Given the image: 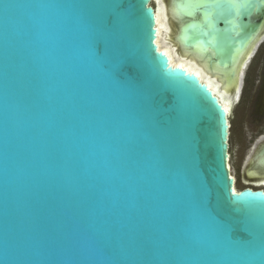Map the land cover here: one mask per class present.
Returning a JSON list of instances; mask_svg holds the SVG:
<instances>
[{
	"label": "water",
	"instance_id": "obj_1",
	"mask_svg": "<svg viewBox=\"0 0 264 264\" xmlns=\"http://www.w3.org/2000/svg\"><path fill=\"white\" fill-rule=\"evenodd\" d=\"M173 2L186 19L178 27L183 46L222 69H232L264 23V9L236 13L225 5L213 12L197 0ZM79 3L92 5L91 15L122 5L124 23L109 42L122 57L108 64L94 58L79 10L66 7ZM115 77L147 85L158 127L190 132L199 177L179 147L165 152L163 173L151 162L120 170L116 150L130 130L142 123L143 151L152 128L143 100ZM229 163V116L206 84L169 63L151 0H0V264L103 259L81 247L87 238L111 247L112 259L129 245L133 259L136 232L158 241L156 259L264 264V186L234 193ZM200 180L236 238L254 226L251 254L225 244L210 219L191 215ZM239 208L251 209V218Z\"/></svg>",
	"mask_w": 264,
	"mask_h": 264
},
{
	"label": "snow or ice",
	"instance_id": "obj_2",
	"mask_svg": "<svg viewBox=\"0 0 264 264\" xmlns=\"http://www.w3.org/2000/svg\"><path fill=\"white\" fill-rule=\"evenodd\" d=\"M197 4L201 8H210L213 12L217 9H223L225 5L233 8L236 13L241 9L247 12L264 9V0H197ZM9 5H5L7 9ZM65 7V6H61ZM66 7L76 8L79 10V21L83 30L88 37V43L92 55L101 64H108L112 61L113 56L122 57V53H114L109 42L112 37L120 30L124 23L122 15V5L116 6L119 11L111 10L100 13L99 15H91L89 9L93 7L87 3H79L67 5ZM121 85L134 97H140L144 105L149 109L150 123L152 134L144 138V150L141 151L137 145V130L143 125L137 121L130 130L127 144L117 148V159L119 161L120 170L130 171L139 170L145 162H151L152 166L160 173L166 170L165 152L174 147H179L192 162L194 171L198 173L194 167L193 157V139L188 130L182 133L166 131L158 127L151 116V99L147 91V85L138 84L134 81L121 80L115 77ZM48 115H52L51 105L48 107ZM178 138V144L176 140ZM71 166V155L65 161V170ZM106 166L111 167V162L107 160ZM199 177V176H198ZM195 200L191 205V215L193 217H206L210 219L217 227L221 240L230 248L244 254H251L255 249L256 233L254 226L249 229V236L236 238L233 228L230 224L223 222L214 213L210 206L208 198V186L204 181H199L198 186L194 189ZM241 212H247L251 218V209L239 208ZM35 223V221H33ZM131 247L135 250V258L128 259L129 245H122L120 248V257L112 259L113 250L111 247L97 244L91 238H87L81 242L83 248H95V250L104 257L100 260H82L73 262L71 260H37V261H21L19 264H184L183 261H168L156 259L158 254V241L151 235H145L140 232L133 233L130 236Z\"/></svg>",
	"mask_w": 264,
	"mask_h": 264
},
{
	"label": "bare ground",
	"instance_id": "obj_3",
	"mask_svg": "<svg viewBox=\"0 0 264 264\" xmlns=\"http://www.w3.org/2000/svg\"><path fill=\"white\" fill-rule=\"evenodd\" d=\"M173 1L151 0L156 13V24L162 51L168 57L169 63L172 66L179 67L188 73L194 74L201 83L206 84L207 88L217 95L230 121L236 104L240 100L242 71L248 66L246 64L249 61L248 59L251 58L255 47L264 37V23L261 32L238 54L232 69H222L216 64L210 65L209 56L198 49H188L183 46L178 38V27L186 19L179 15ZM231 128L230 122V130ZM263 148L264 142L261 145L254 146L252 150L254 155H251L246 162V166H250L247 173L252 179H264V158L258 155ZM229 169L233 180V191L237 193L239 191L237 180L232 173L230 163Z\"/></svg>",
	"mask_w": 264,
	"mask_h": 264
},
{
	"label": "rangeland",
	"instance_id": "obj_4",
	"mask_svg": "<svg viewBox=\"0 0 264 264\" xmlns=\"http://www.w3.org/2000/svg\"><path fill=\"white\" fill-rule=\"evenodd\" d=\"M263 41L264 37L255 47L252 56ZM251 58L248 59L249 61L246 64L249 65ZM260 58L263 59L256 62V68H252L254 71L251 68L247 71L248 66L245 64L246 68H244L242 71L243 75H241V87H243L244 77L246 75L242 99L241 102L236 104L230 118L232 126L230 130V165L232 173L236 177L239 190L252 187L262 188L264 186V179H252L249 177L247 170L250 169V166H246L248 158L254 155L252 151L254 146L261 145L264 142V109L259 107L257 97L259 75L261 74L264 63V50ZM241 91L242 88L240 89V95Z\"/></svg>",
	"mask_w": 264,
	"mask_h": 264
},
{
	"label": "flooded vegetation",
	"instance_id": "obj_5",
	"mask_svg": "<svg viewBox=\"0 0 264 264\" xmlns=\"http://www.w3.org/2000/svg\"><path fill=\"white\" fill-rule=\"evenodd\" d=\"M264 50V41L258 46L256 52L254 53V55L252 56L249 65H248V69L247 71H249V69L251 68V70H253L252 68H256V62H258L260 59V55L262 54V51ZM263 68L261 71V74L259 75V84H258V92H257V97H258V103H259V107H261L262 109H264V63H263ZM254 71V70H253ZM247 74V72H246ZM245 78L246 75L244 77V82H243V87H242V91H241V95H240V100L239 102H241L242 99V95H243V91H244V87H245Z\"/></svg>",
	"mask_w": 264,
	"mask_h": 264
}]
</instances>
